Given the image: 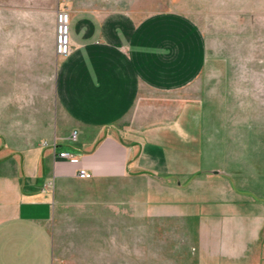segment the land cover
<instances>
[{
    "label": "rangeland",
    "instance_id": "obj_1",
    "mask_svg": "<svg viewBox=\"0 0 264 264\" xmlns=\"http://www.w3.org/2000/svg\"><path fill=\"white\" fill-rule=\"evenodd\" d=\"M56 1L0 0L1 27L14 32L23 10ZM117 3L182 26L183 66L198 75L128 117L136 140L118 178L56 185L23 150L47 140L2 133L0 175L53 197V264H264V0Z\"/></svg>",
    "mask_w": 264,
    "mask_h": 264
},
{
    "label": "crops",
    "instance_id": "obj_2",
    "mask_svg": "<svg viewBox=\"0 0 264 264\" xmlns=\"http://www.w3.org/2000/svg\"><path fill=\"white\" fill-rule=\"evenodd\" d=\"M120 1L59 0L33 7L17 15L23 27L9 34L0 21V133L12 141L47 140L44 150H23L33 157L31 173H38L43 157L45 178L56 185L83 180L78 168L92 179L125 173L127 141L136 140L128 117L151 103L152 92L182 90L200 71L185 72L182 26L168 16L137 20L135 8ZM62 7L70 16L71 44L63 57L54 48L55 13ZM31 126L38 129L31 132ZM60 151L80 162L59 158ZM27 190L17 176L0 175V264H53V197Z\"/></svg>",
    "mask_w": 264,
    "mask_h": 264
},
{
    "label": "built area",
    "instance_id": "obj_3",
    "mask_svg": "<svg viewBox=\"0 0 264 264\" xmlns=\"http://www.w3.org/2000/svg\"><path fill=\"white\" fill-rule=\"evenodd\" d=\"M70 16L65 8H59L55 13V36H54V48L58 56H67L70 53ZM77 132L73 131L70 135V139L75 141ZM58 157L66 160L71 164H78L80 158L67 151L58 152ZM76 176L79 179H90L92 177L91 172L86 168H78Z\"/></svg>",
    "mask_w": 264,
    "mask_h": 264
}]
</instances>
